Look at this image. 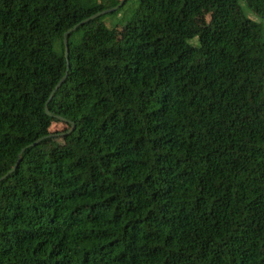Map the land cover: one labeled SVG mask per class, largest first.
Instances as JSON below:
<instances>
[{"label": "trees", "instance_id": "obj_1", "mask_svg": "<svg viewBox=\"0 0 264 264\" xmlns=\"http://www.w3.org/2000/svg\"><path fill=\"white\" fill-rule=\"evenodd\" d=\"M118 1L0 0V264H264V0Z\"/></svg>", "mask_w": 264, "mask_h": 264}, {"label": "rangeland", "instance_id": "obj_2", "mask_svg": "<svg viewBox=\"0 0 264 264\" xmlns=\"http://www.w3.org/2000/svg\"><path fill=\"white\" fill-rule=\"evenodd\" d=\"M241 3L240 0H238ZM136 7V0H126V2L121 6L117 13L107 14L104 17V21L106 26L109 28L108 38L110 41H117L124 37L125 35V22L132 18L134 8ZM244 13L250 19L255 21H261L264 23V19L258 18L254 15L249 9L245 6L243 7ZM194 24L198 28H205L211 25L213 16L209 11L204 9H198L193 15ZM189 43L196 44V37H192L189 39ZM67 128L65 122L62 121H52L50 126L48 127L49 135L47 140L50 144H61L62 140V132ZM47 138V139H48Z\"/></svg>", "mask_w": 264, "mask_h": 264}, {"label": "water", "instance_id": "obj_3", "mask_svg": "<svg viewBox=\"0 0 264 264\" xmlns=\"http://www.w3.org/2000/svg\"><path fill=\"white\" fill-rule=\"evenodd\" d=\"M123 2H124V0H119L118 3H117L116 5H114V6H112V7H109V8H106V9H103V10H101V11H98V12H96V13L90 15L89 17H87V18L81 20L79 23H82V22H84V21H87V20H89L90 18H93V17H95V16H99V15L104 14V13L112 12V11L116 10L119 6H121V5L123 4ZM76 26H77V24L73 25V26H72L71 28H69L66 32H70V31L73 30ZM63 49H64V57H65V60H67V43H66V40H65V33L63 34ZM64 76H65V75H63V76L59 79V81H58V82L56 83V85L54 86V89H55V88H56V87L62 82V80L64 79ZM54 89H52V91L49 93V95H48V99L51 97L52 92H53ZM44 112H45L46 114H48V115L50 114L49 111H48V109H47V107H46V102L44 103ZM56 117L59 118V119H61V120L67 121L66 119H64V118H62V117H59V116H56ZM72 128H73V125H71V127H70L69 130H67L66 132H62L61 134H64V133L69 132ZM35 142H36V141H35ZM33 144H34V143H33ZM17 162H18V159L15 161V163L13 164V166L11 167V169H10L9 171H11V170H13V169L15 168ZM9 171H8V172H9ZM3 177H4V175L1 176L0 179H2Z\"/></svg>", "mask_w": 264, "mask_h": 264}]
</instances>
